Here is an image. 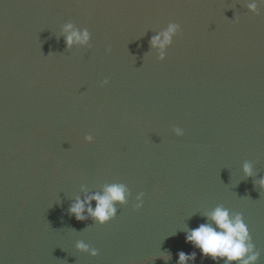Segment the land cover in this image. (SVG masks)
<instances>
[{"label": "water", "instance_id": "95a60500", "mask_svg": "<svg viewBox=\"0 0 264 264\" xmlns=\"http://www.w3.org/2000/svg\"><path fill=\"white\" fill-rule=\"evenodd\" d=\"M261 179L260 0H0V264H213L186 234L217 207L264 264ZM116 184L107 223L69 213Z\"/></svg>", "mask_w": 264, "mask_h": 264}, {"label": "clouds", "instance_id": "9594fccd", "mask_svg": "<svg viewBox=\"0 0 264 264\" xmlns=\"http://www.w3.org/2000/svg\"><path fill=\"white\" fill-rule=\"evenodd\" d=\"M264 3V0H260ZM249 10L256 11V5L250 4ZM177 25H170L166 32L161 36H155L151 40V45L160 51L159 58L164 59L163 49L170 43L171 36L177 32ZM71 29V25H68L65 31ZM88 40V33L85 31L79 33L77 31H71L66 36V46H71L74 42L84 44ZM107 83V81H105ZM86 139L91 140L89 136ZM243 172L246 176L251 175V168L245 164ZM260 187L264 189V179L259 182ZM126 190L123 185H110L108 186L103 195L96 194L88 197L85 201L77 200L69 208V213L77 220L82 221L85 219V212L91 217L95 223L103 225L111 220L115 215V204L125 203ZM142 195V194H141ZM140 196L137 197L139 201ZM92 201L96 202L95 209H92L90 204ZM88 205L86 208L85 206ZM141 203H137L135 207L139 209ZM207 223L199 225L197 228L192 229L186 234V242L192 244L199 249L202 256L207 257L216 264L217 261H223L224 264H253L257 260L258 254L248 255L252 252L253 246L249 243V235L247 226L242 220L240 215L232 216L229 211L222 207L215 208L211 213L206 215ZM76 248L80 251H87L88 246L83 242L77 243ZM96 255L95 251L91 253ZM195 254L186 255L185 253H179V264H185L186 261L194 259Z\"/></svg>", "mask_w": 264, "mask_h": 264}]
</instances>
